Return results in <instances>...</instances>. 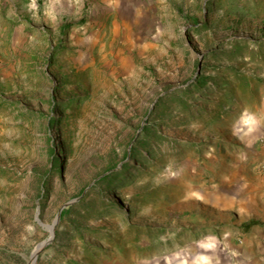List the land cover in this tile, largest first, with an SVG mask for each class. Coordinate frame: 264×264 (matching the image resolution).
<instances>
[{"label": "rangeland", "instance_id": "374dc122", "mask_svg": "<svg viewBox=\"0 0 264 264\" xmlns=\"http://www.w3.org/2000/svg\"><path fill=\"white\" fill-rule=\"evenodd\" d=\"M120 1L0 0V264H28L58 208L85 194L90 210L59 216L32 264L230 259L221 201L238 150L264 144V0ZM198 72L230 87L153 110ZM146 120L144 157L124 171L138 176L87 192ZM251 159L255 183L262 154Z\"/></svg>", "mask_w": 264, "mask_h": 264}, {"label": "crops", "instance_id": "0c3cea01", "mask_svg": "<svg viewBox=\"0 0 264 264\" xmlns=\"http://www.w3.org/2000/svg\"><path fill=\"white\" fill-rule=\"evenodd\" d=\"M120 1V0H116ZM140 0H121L133 7ZM262 154V179L255 183L248 176L252 154ZM236 178L230 180L229 199L221 201L223 210H230L231 228L223 230L229 236L225 247L230 259L227 264H264V144L262 149H239L235 159ZM234 180L236 182H234ZM254 223L241 226L248 220ZM218 228L219 225H216Z\"/></svg>", "mask_w": 264, "mask_h": 264}, {"label": "trees", "instance_id": "16d2710c", "mask_svg": "<svg viewBox=\"0 0 264 264\" xmlns=\"http://www.w3.org/2000/svg\"><path fill=\"white\" fill-rule=\"evenodd\" d=\"M211 3V1H208V6ZM195 28H198L197 26ZM235 42V41H234ZM211 53H214V51H211ZM215 69H218V67H214ZM215 83L217 86L230 87V82L226 81L224 78H222L220 81H218L215 77V75H202L201 72L196 73L193 78L187 82L184 86L175 88L171 91H166L162 94H159L156 97V100L154 102L153 110H158V108L164 103L165 100L169 99H175L180 97L179 103L182 104V108H187L186 103L183 102L182 96L183 95H194V91H191L190 88H194L199 95L195 98H199L200 95H207L212 92V90L208 89L206 86H208V83ZM74 101H70V103L67 105V107L74 106ZM217 105L220 104V101L216 102ZM219 108V106H218ZM53 120L51 119L50 122ZM152 132V129L148 126V120L143 121V124L140 125V129L138 130L137 134H135L132 138V143L130 144L128 150H124L121 158L117 161H110L107 163L105 168L99 172V174L95 177L94 181L89 185L88 191H94L99 190V192H112V191H118L119 189L125 187L128 182L132 181V178L136 175L129 173L124 174V171L127 169V165L130 161V159H135L136 162H139V160L144 157V154L141 151V146H145L146 140H148V136H150ZM153 153H149V158L146 157L144 161L142 162V167H146L147 160L151 161V159L155 156ZM56 163H60L58 159L52 158V164L50 171L59 170L58 168H55L54 166ZM46 177H43L42 179V187L45 186L46 183ZM46 190V188H45ZM86 199V194L81 196L76 202L71 203L67 205L65 208L61 209L60 211V220H63V217L68 214L73 207H75L77 204H81V206L84 204L85 208H87V211L90 210L92 207L91 203H84ZM255 221L250 219L246 221L245 223H242L241 226H245L251 223H254Z\"/></svg>", "mask_w": 264, "mask_h": 264}, {"label": "water", "instance_id": "95a60500", "mask_svg": "<svg viewBox=\"0 0 264 264\" xmlns=\"http://www.w3.org/2000/svg\"><path fill=\"white\" fill-rule=\"evenodd\" d=\"M139 129H140V127L138 128V130H139ZM138 130H137V131H138ZM71 202H72V200H71V201H67L66 203H64L63 205H61V206L58 208V210L56 211V214H55V216H54V219H53L52 223L49 224V225L45 224V226H46L47 229L49 230V236H48L45 240L39 242V243L35 246V248L32 250V252H31V254H30L28 264H32V263L34 262V260H35V258H36V256H37V253L40 251V249H41L42 247H44L46 244H48L49 241L52 239L53 234H54V226H55V224L57 223V221L59 220V216H60V211H61V209H62L65 205H67V204H69V203H71Z\"/></svg>", "mask_w": 264, "mask_h": 264}]
</instances>
